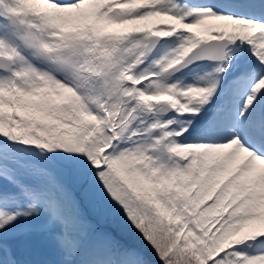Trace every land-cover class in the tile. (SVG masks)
<instances>
[{
    "label": "snow or ice",
    "instance_id": "6c2138e0",
    "mask_svg": "<svg viewBox=\"0 0 264 264\" xmlns=\"http://www.w3.org/2000/svg\"><path fill=\"white\" fill-rule=\"evenodd\" d=\"M0 264H264V0H0Z\"/></svg>",
    "mask_w": 264,
    "mask_h": 264
}]
</instances>
